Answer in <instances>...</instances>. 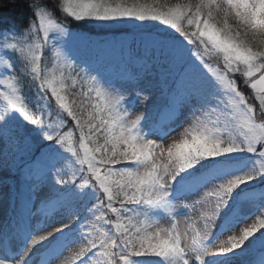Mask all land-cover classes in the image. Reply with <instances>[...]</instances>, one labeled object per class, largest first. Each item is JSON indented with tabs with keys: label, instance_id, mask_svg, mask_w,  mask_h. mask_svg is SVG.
Segmentation results:
<instances>
[{
	"label": "snow or ice",
	"instance_id": "snow-or-ice-1",
	"mask_svg": "<svg viewBox=\"0 0 264 264\" xmlns=\"http://www.w3.org/2000/svg\"><path fill=\"white\" fill-rule=\"evenodd\" d=\"M61 2L62 13L76 22L132 24L146 49L178 65L170 104L176 120L187 112L193 126L186 138L166 146L175 121L164 124L147 108L131 119L137 104L150 99L145 89L117 87L74 47L76 40L91 44L90 38L48 9L33 5L25 26L0 19V141H40L27 174L35 170V186L49 185L52 206L62 216L46 235H35L40 229L23 219L13 232H0V264H53L61 257L62 264H233L257 233L264 249V201L257 209L261 219L214 243L249 218L229 219L264 187V0H188L160 10L105 0ZM48 49L51 72L42 67ZM213 55L223 63L212 66L207 58ZM21 57L30 66L35 104L19 86ZM240 77L251 95L241 90ZM51 101L59 116L55 124L44 112ZM210 186L203 198L214 203L203 232L181 233L180 213L171 211L175 202ZM163 214H169L168 230L153 220Z\"/></svg>",
	"mask_w": 264,
	"mask_h": 264
},
{
	"label": "rangeland",
	"instance_id": "rangeland-1",
	"mask_svg": "<svg viewBox=\"0 0 264 264\" xmlns=\"http://www.w3.org/2000/svg\"><path fill=\"white\" fill-rule=\"evenodd\" d=\"M105 2L113 6H124L108 1ZM127 7L133 6L128 5ZM137 8L145 7L139 6ZM61 9L62 2L61 0H57L56 11L48 10L54 13L58 22L67 24L66 22L72 21L74 24H79L75 29L73 26H69V28L73 32L84 34L92 41L89 44L87 41L76 40L73 42L74 47L79 48L95 61L96 66L102 72H105L117 87L131 90L133 85H135L138 88L145 89L143 95L149 96L150 99L137 104L136 108L131 112V119H135L136 116L144 113L147 108L154 116L159 113L158 119L164 124H171L175 121V131L171 132L167 137L165 141L166 146L179 143L186 138L185 131L191 130L193 126L192 117L185 112L179 120H176L177 113L172 110L170 104V89L174 87L178 78V65H172L160 57L158 53L146 49L141 42L139 31L132 24L102 25L94 21L86 23L76 22L73 18L66 17ZM153 23L159 26V22ZM153 30L156 31L157 29ZM207 59L212 66H216L217 63H223L222 56L213 55ZM16 63L20 71L24 70L23 67H30L23 57L19 58ZM52 63V51L48 49L46 50V56L42 64L43 67L47 65L48 70L51 72L53 71ZM64 71L67 74L69 70L64 69ZM55 75L59 79V71H55ZM238 83L242 90V87L245 86L242 77L238 78ZM124 94L126 96L129 95L127 92ZM49 108L47 107L45 112L47 122L55 124L59 121V116L56 114L54 107L52 110H49ZM6 145V142L0 141V161L7 159V164L0 163V199L3 198L5 200L4 217L6 216L7 223L12 224L13 229L11 230V228L7 229L5 227V229H0V232L11 233L16 230L18 221L23 219L30 223L34 229H40V231L34 233L35 235H46L48 232L53 231L54 227L60 226L59 220L62 218L61 215H58L60 210L52 206L49 185L47 183H41L38 187L35 186V177L37 175L35 170H33L31 175H28L26 166L20 167L19 160H12L4 153ZM39 147L40 141L37 140L34 146H32V151L34 149L37 150L36 148ZM23 150L25 151V149ZM64 167L69 174L74 170L71 160L65 161ZM210 188L211 186L199 194H191L187 199H181L175 202V208L171 211L180 213L176 217L178 231L183 233L187 230L190 236H195L197 232H203L205 223L204 215L210 212L214 203L203 198ZM197 201L199 203H196ZM262 201H264V187H257L251 194L250 199L237 205L229 219L231 220L232 217L249 218L243 219L231 232H225L223 235H219L214 243L219 245L226 241L230 235H239L243 228L250 227L257 220L261 219L262 217L257 209ZM185 205L189 207L185 208ZM30 213L31 215H29ZM3 220L4 218L2 216L0 225H2ZM153 220L161 229L168 230L171 227L169 214L153 217ZM138 227H143V224H138ZM257 235L258 233L256 237ZM188 242L190 243V240ZM76 247L71 251H75ZM259 247L260 243L257 238L245 253L233 258V264H260L261 259L264 258L258 251ZM212 251H215V249L213 248ZM63 259L64 257H61V259L55 260L53 264H62ZM206 259H211V252Z\"/></svg>",
	"mask_w": 264,
	"mask_h": 264
},
{
	"label": "trees",
	"instance_id": "trees-1",
	"mask_svg": "<svg viewBox=\"0 0 264 264\" xmlns=\"http://www.w3.org/2000/svg\"><path fill=\"white\" fill-rule=\"evenodd\" d=\"M108 2H112L113 4H122L124 6H135V7H145L148 9L156 8L157 10L160 9H167L169 7H175L177 3H187L188 0H105ZM44 7L51 11H56L57 7V0H0V19H5L8 21H14L17 25L25 26L28 20L31 18L32 15V6ZM68 26H73V28H77L79 24L73 23L72 21L66 22ZM43 67V64H42ZM24 70L20 71V68L17 67L19 73L21 74V83L20 87L22 89L23 94L26 95L27 100L32 102L33 104L36 103V89L34 84L31 81V77L29 75L28 69L29 67H23ZM78 91L77 89H70L69 90V98H72V92ZM242 91L245 94L249 95L250 91L245 86L242 87ZM77 101H79V97H76ZM52 105L54 110L57 106L55 105L54 101H51L47 106H44V112H46L47 107L51 106L49 110H52ZM40 107L42 105H36ZM66 130H70L72 125L68 124L66 120ZM78 136V133H77ZM34 141L30 146H25L23 142L20 144L14 143H7L4 153L12 160H19L20 167L26 166L27 163L30 161L32 156L37 155L38 151L34 149L32 151V146H34ZM25 149V151L23 150ZM38 149V148H36ZM21 153V154H20ZM111 215V214H110ZM144 218L141 217V223L143 224ZM138 226V225H137ZM103 230V229H102ZM259 235V233H258ZM257 235V238H258ZM258 241V240H257Z\"/></svg>",
	"mask_w": 264,
	"mask_h": 264
},
{
	"label": "bare ground",
	"instance_id": "bare-ground-1",
	"mask_svg": "<svg viewBox=\"0 0 264 264\" xmlns=\"http://www.w3.org/2000/svg\"><path fill=\"white\" fill-rule=\"evenodd\" d=\"M4 205H5V200H3V198H1L0 199V220H1V217L3 216V218H4V220H3V222H2V225H0V229H5V227L7 228V229H9V228H11V230L13 229L12 227V224H9V223H7V221H6V216L4 217V212H5V207H4ZM10 231V230H9ZM13 232V231H12Z\"/></svg>",
	"mask_w": 264,
	"mask_h": 264
}]
</instances>
